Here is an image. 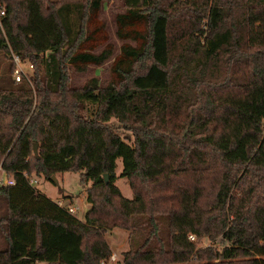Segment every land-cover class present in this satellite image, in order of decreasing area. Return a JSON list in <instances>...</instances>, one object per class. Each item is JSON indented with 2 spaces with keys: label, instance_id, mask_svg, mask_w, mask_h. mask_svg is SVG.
<instances>
[{
  "label": "trees",
  "instance_id": "trees-1",
  "mask_svg": "<svg viewBox=\"0 0 264 264\" xmlns=\"http://www.w3.org/2000/svg\"><path fill=\"white\" fill-rule=\"evenodd\" d=\"M1 2L0 51L31 70L13 81L9 56L0 70V167L13 180L0 185V264H98L112 227L128 230L124 264H264V0H122L115 35L133 43L106 84L77 87L68 64L111 54L82 47L102 1ZM92 130L100 161L85 171ZM110 136L131 198L113 183ZM62 171L89 181L82 219L26 178Z\"/></svg>",
  "mask_w": 264,
  "mask_h": 264
},
{
  "label": "rangeland",
  "instance_id": "rangeland-1",
  "mask_svg": "<svg viewBox=\"0 0 264 264\" xmlns=\"http://www.w3.org/2000/svg\"><path fill=\"white\" fill-rule=\"evenodd\" d=\"M48 2H76L80 0H47ZM101 7L94 13L90 14L89 21L87 22V30L93 31L92 36L88 39L83 40L82 47L89 48L91 51L97 52L104 46H109L111 48L110 56L101 64H87L83 70H79L68 64V85L71 87L80 86L91 76H96L98 78L99 84L104 85L110 79H112V74L109 70L110 63L114 56L119 52V46L122 42L133 43V41L128 38L122 40L115 35L116 25L114 22V15L123 10L122 0H101ZM0 7H3V3L0 0ZM8 52L0 51V70L8 66ZM22 68L25 74L31 70V65H28V61H23ZM4 82V81H2ZM6 82V81H5ZM109 122L114 123L113 131H115L121 139L130 141L131 133L129 130L122 128L117 125L114 118H110ZM82 131L80 132V134ZM111 140V156L110 164L112 166V174L116 175L113 183L118 187L120 193L127 197H132V192L129 188L128 181L124 176H118L121 170V160L116 151L117 141H115L114 136H110ZM103 143L102 131L92 130L88 135V143L86 146L85 153L81 159L82 168L85 171H89V167H98L100 159V150ZM37 145V143L35 142ZM37 151V147H36ZM97 171V168H96ZM51 175V174H50ZM49 175V176H50ZM56 182H53L50 177L45 178L43 175L31 174V177L35 179V183L32 184L35 189L50 199L62 198L63 203L68 202L66 197L63 195H69L70 203L75 207L74 214L78 218H83L82 207H89V203L85 199L86 190L85 187L89 184V181H81L79 176V171H62L59 173H53ZM108 179V176H107ZM80 200L83 201V205H80ZM2 210V209H1ZM127 233L126 228L112 227L103 233L104 239L107 242L110 252H114L118 261L116 264H124L122 262L121 252L128 248L127 243ZM191 235V234H190ZM193 236V234H192ZM193 239V237H189ZM196 245L199 247L219 246L220 242L217 238H207L200 237L197 239ZM43 264V263H39ZM175 264V263H172Z\"/></svg>",
  "mask_w": 264,
  "mask_h": 264
},
{
  "label": "built area",
  "instance_id": "built-area-1",
  "mask_svg": "<svg viewBox=\"0 0 264 264\" xmlns=\"http://www.w3.org/2000/svg\"><path fill=\"white\" fill-rule=\"evenodd\" d=\"M3 13H4V10L3 8L0 7V17L3 15ZM8 56L11 58V60L14 63V66L11 71L12 80L19 81L22 77L27 79V75L25 74V71L22 68L23 61L20 59L18 54L9 49ZM28 65L30 66L31 64L28 63ZM23 174L26 175L25 172H23ZM26 178H27L28 183H30L31 185L35 183V179L33 177L26 175ZM12 182H13L12 178L9 177L6 174V172L0 167V185L1 184H11ZM54 200L59 206H64L68 212H71V213L74 212L75 207L71 205V203L69 202L63 203L62 201L63 199L61 197L56 198ZM189 237L191 238L192 235H189ZM117 261H118L117 255L114 252H109L108 255L99 259L98 264H116Z\"/></svg>",
  "mask_w": 264,
  "mask_h": 264
},
{
  "label": "water",
  "instance_id": "water-1",
  "mask_svg": "<svg viewBox=\"0 0 264 264\" xmlns=\"http://www.w3.org/2000/svg\"><path fill=\"white\" fill-rule=\"evenodd\" d=\"M32 152H33V154H36V144H35V142L32 143ZM49 177H50V179H51L53 182L56 181V179H55V177L53 176V174H51ZM102 177H103L104 182H106V181H107V173H106V172H103V173H102Z\"/></svg>",
  "mask_w": 264,
  "mask_h": 264
},
{
  "label": "crops",
  "instance_id": "crops-1",
  "mask_svg": "<svg viewBox=\"0 0 264 264\" xmlns=\"http://www.w3.org/2000/svg\"><path fill=\"white\" fill-rule=\"evenodd\" d=\"M80 205L84 206L82 200H80ZM85 211H86V207L84 206V207H82V214H84Z\"/></svg>",
  "mask_w": 264,
  "mask_h": 264
}]
</instances>
